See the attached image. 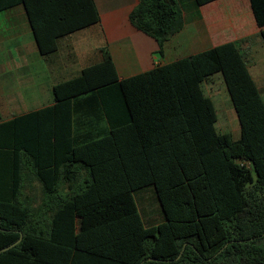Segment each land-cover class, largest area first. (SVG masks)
<instances>
[{
	"label": "trees",
	"instance_id": "1",
	"mask_svg": "<svg viewBox=\"0 0 264 264\" xmlns=\"http://www.w3.org/2000/svg\"><path fill=\"white\" fill-rule=\"evenodd\" d=\"M249 3L264 44V0ZM17 5L42 56L99 22L93 0H0V12ZM128 20L159 55L183 27L176 0H138ZM242 42L124 79L102 49L99 63L52 87L54 105L0 119V264H264V99ZM215 75L237 139L216 130L203 93ZM76 110L86 121L72 135ZM143 192L156 224L136 208Z\"/></svg>",
	"mask_w": 264,
	"mask_h": 264
},
{
	"label": "crops",
	"instance_id": "2",
	"mask_svg": "<svg viewBox=\"0 0 264 264\" xmlns=\"http://www.w3.org/2000/svg\"><path fill=\"white\" fill-rule=\"evenodd\" d=\"M93 1L99 22L63 37L56 52L47 56L39 54L21 5L0 12L2 121L54 105L52 87L99 63L102 49L111 55L118 78L124 79L224 43L244 40L240 47L249 74L264 99V71L256 68L257 60L250 61L264 44L249 0H213L200 6L195 0H176L182 11L183 27L164 43L161 55L157 53L156 41L137 31L128 20L138 0ZM71 117V134H79L80 119L86 120L80 118L78 110ZM234 118L222 112L216 130L237 139L239 126ZM101 126L104 128L105 124L99 121L98 128ZM89 128L96 129L94 125L83 129Z\"/></svg>",
	"mask_w": 264,
	"mask_h": 264
},
{
	"label": "rangeland",
	"instance_id": "3",
	"mask_svg": "<svg viewBox=\"0 0 264 264\" xmlns=\"http://www.w3.org/2000/svg\"><path fill=\"white\" fill-rule=\"evenodd\" d=\"M261 47L262 48L257 51V56L255 58L254 56H251V54V57H249L250 61H252L253 59L258 61L256 64V68L259 71H264V46ZM202 90L203 93L208 96L213 102L217 116L216 127H218L220 123L219 120L222 112H224L226 116L228 115L232 117L233 115L235 117L234 123L238 127L236 116L233 112L229 96L225 90V86L220 75H215L204 82L202 84ZM135 201L136 208L138 209L145 224H156L160 221L161 217L158 205L150 192H143L136 195Z\"/></svg>",
	"mask_w": 264,
	"mask_h": 264
},
{
	"label": "water",
	"instance_id": "4",
	"mask_svg": "<svg viewBox=\"0 0 264 264\" xmlns=\"http://www.w3.org/2000/svg\"><path fill=\"white\" fill-rule=\"evenodd\" d=\"M11 246H12V245H11ZM7 248H9V247H7ZM7 248L2 249V251L6 250Z\"/></svg>",
	"mask_w": 264,
	"mask_h": 264
}]
</instances>
